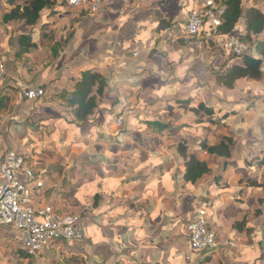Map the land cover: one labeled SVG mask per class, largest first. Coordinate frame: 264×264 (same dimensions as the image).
<instances>
[{
  "label": "crops",
  "instance_id": "0c3cea01",
  "mask_svg": "<svg viewBox=\"0 0 264 264\" xmlns=\"http://www.w3.org/2000/svg\"><path fill=\"white\" fill-rule=\"evenodd\" d=\"M3 1L0 0L2 8L7 5ZM103 2V6L110 7L108 15L104 14L105 8L98 15H93L87 8L68 9L59 0L53 8L56 13L45 10L38 25L26 28L38 46L19 59H16V50L20 31L9 33L7 28L11 23L3 24V12H0V62L3 61L9 68L8 74L13 73V78H6L4 82L9 86L18 87V83H26L42 87L49 98L42 106L49 115L57 119L56 115L66 114L69 118L66 113L69 109L53 95L63 89L71 93L82 72L94 68L108 80L105 93L111 94V89L116 87L142 88L148 92L151 98L145 99L143 111L150 120L157 117V111L158 117H161L157 119L162 122L165 134L199 136L205 127L196 125L189 108L182 107L177 100L190 99L191 103L213 105L211 86L224 88L213 82L211 73L207 71L211 54L200 50L196 55L195 48L189 43L187 46L179 43L181 37L188 40L182 24H175V29L161 32L162 40H159V36L145 37L142 29L146 28L138 30L140 25L131 26L132 20L126 21V16H120L113 23L110 0ZM202 2H192L193 9L200 7ZM190 8L187 5L182 8L181 5L173 22H176V16L181 18ZM83 10L87 13L81 15ZM261 10L264 11V8ZM17 25L20 28V23L17 22ZM238 28L244 30V20ZM219 38L225 40L224 36L219 35ZM154 48L158 50L156 59L149 56ZM169 63L173 65L170 70L167 67ZM4 82H0V87H4ZM99 118L102 119L101 116ZM166 118L172 121L174 128L164 127L168 123ZM258 145L260 143L240 145L237 165L231 164V168L222 174L229 173L234 177L244 167L247 154H258ZM132 147L111 145V210L108 211L111 214V260L107 264H179L180 256H183L182 263L189 260V256L193 258L197 251L193 253L188 241L186 243L179 236L186 222L206 201L214 205L212 209L220 231L229 230L230 239L235 242L232 245L236 244V238L241 234L236 233L234 226L237 218L231 214L239 210V206L232 202L235 197H240L237 185L231 182L232 187L227 190L214 192L210 186L215 180L209 175L198 186L185 185L177 176L185 170L184 161L168 144L143 141L138 147ZM199 156L207 162L213 159L206 152H201ZM232 159L228 160L234 161ZM217 161L225 159L217 158ZM210 168L214 170L212 165ZM249 196L250 191L244 197L247 199ZM89 227L91 225L88 226L90 230ZM14 231L18 240L19 232ZM84 243L81 240V243L75 244V249L70 250H82L84 248L79 246Z\"/></svg>",
  "mask_w": 264,
  "mask_h": 264
},
{
  "label": "rangeland",
  "instance_id": "374dc122",
  "mask_svg": "<svg viewBox=\"0 0 264 264\" xmlns=\"http://www.w3.org/2000/svg\"><path fill=\"white\" fill-rule=\"evenodd\" d=\"M194 1H179V8L181 5L182 8L185 5L191 8L185 14L186 16L181 15V18L176 16L174 25L185 24L186 26ZM101 2L99 11L91 12L93 15H98L102 8L106 9L104 14H109L110 7L103 6V0ZM66 3L67 0L63 5ZM167 3H169L167 0L164 2L162 0H110L111 20L114 23L120 16H126L129 18V20L126 18V21L132 20L131 26L140 25L138 30L146 28L142 29L145 37L159 36V40H162L160 35L162 33L154 29L158 20L163 16H169L168 14L172 16L176 14L175 6L167 5ZM250 6L263 9L264 0H248L244 3L245 10ZM167 8L169 11L166 10ZM154 10L162 11L164 15L154 14ZM75 13L76 11L72 14ZM85 13H87L85 10L80 12L81 15ZM167 18L169 20V17ZM136 19L138 22H135ZM7 30L15 34L20 29L17 22H11ZM70 32L71 29L68 33ZM186 36L188 37L187 33ZM171 37L166 39L173 41ZM218 37H216L215 46L204 39L199 41L196 38L188 40L185 37L181 38L188 41L191 47L198 46L200 50L211 54L213 72L223 67V65H214L217 64L218 59L223 62L232 58L231 53L220 50V46L225 47V40L217 39ZM152 50L149 56L156 59L158 50L156 48ZM0 63L4 65L6 72L5 63L3 61ZM167 67L170 70L173 67L172 63H169ZM4 81V77H0V82ZM115 89H111V94L105 93L98 99L99 107L95 110V117L86 124L89 128L82 130L81 123H73L74 118L70 111H66L69 118L66 114H61L56 115L57 119H53L36 99L24 98L19 83L18 87L9 86L7 90L0 87V92L5 90L3 97H0V162L8 150L16 149L25 153L33 169L47 178L46 191L38 203L45 202L59 212L80 215L89 226L91 225L85 239L82 240L85 243L79 246L86 250L77 252L70 250L81 241L59 242L54 246L55 250L49 249L41 256H29L20 247L15 229L11 226H0V264H107L111 260V214L108 213L111 210V145L120 144L125 148L128 145L138 147L143 144V141L168 144L165 139L167 133H164L161 127L162 122L157 119H161L157 111H155L157 117L153 120H150L143 111L146 107L145 99L151 98L149 93L142 88L116 87ZM211 91L218 123L202 128L200 136L207 138L210 144H214L221 137L232 135L238 147L244 143L254 146L264 141V77L261 80L244 79L238 82L233 90L220 89L213 84ZM217 102L223 103L216 105ZM168 120L169 118L165 120L170 127L167 129L174 128L172 121ZM257 153L258 158L264 156L260 151ZM239 155L240 152L233 155L234 161L231 164L239 160ZM250 155L247 154L249 159L245 158L247 162L253 159V155ZM212 158L208 163H211L214 170L209 176L215 180L217 174L220 175L223 172L224 161H217L215 156ZM252 163L253 168H258L256 161ZM261 172V182L264 186V167L261 168ZM260 190L259 196L264 197V187ZM97 195H100V199L95 205ZM257 196L254 194L255 198ZM255 208L261 209L262 215L254 214L255 218L248 225H253L254 228H244L243 233L236 238V244L232 245L235 242L231 241L229 230H223V232L219 229V234L222 236V238L219 236L220 249L213 252L211 259L206 260L208 253H199L191 249L193 253L195 252L194 257L189 256L190 259L182 263L183 256H180L179 264H264V202L258 200ZM185 228L179 237L187 243L188 236ZM52 250H54L53 253H51Z\"/></svg>",
  "mask_w": 264,
  "mask_h": 264
},
{
  "label": "trees",
  "instance_id": "16d2710c",
  "mask_svg": "<svg viewBox=\"0 0 264 264\" xmlns=\"http://www.w3.org/2000/svg\"><path fill=\"white\" fill-rule=\"evenodd\" d=\"M59 0H4L11 8L0 6V12H3L2 21L4 24H9L11 22L20 23V35L17 37L18 50H16V59L25 56L31 51V49L36 48L37 43L33 42L30 34L27 33V27H35L38 25L43 17L45 10H52L50 13H56L53 8L58 4ZM163 2L165 0H162ZM169 3L175 6V11L179 9L180 0H167ZM216 5L220 8H224L222 14H219L220 23L218 25L214 24L209 19H206L203 27L196 35H188V39L206 40L211 45L215 46L216 37L224 36H237L242 40L249 42L251 44V50L243 55H236L235 53L226 49L223 45L220 46L222 52L231 53V57L226 61L221 59L217 60L215 66L223 65L221 70L213 71L211 64L207 71L211 73V77L215 80L216 84L227 89L233 90L239 80L250 79V80H261L264 77V11L255 6H250L248 9H244V3L248 0H214ZM66 0H60L63 5ZM169 11V9H166ZM194 10V9H192ZM154 14H163L162 11L155 12ZM171 16L168 20L167 16L161 17L155 28L158 33L175 29L173 19ZM244 20V30H235L239 27L241 21ZM184 27L185 24H184ZM203 40V41H204ZM188 41H184L183 38L179 39L181 45L187 46ZM197 43V42H196ZM202 43V42H201ZM197 45V44H195ZM194 47V46H193ZM196 55L200 51V47L195 46ZM28 59V56H26ZM6 72L4 74V79L8 78L11 80L13 78V73H9V68L5 65ZM8 83L5 84L4 89L7 90ZM108 86L107 78L94 68H88L84 70L81 77L76 80L74 84L73 91L68 93L63 89L60 93L53 95L61 99V105L72 113L74 118V124L81 123V129L86 130L89 125L86 124L91 120V116L94 115L95 110L99 107L98 99L104 96L105 89ZM6 87V88H5ZM12 88L14 85L11 86ZM5 90H1L0 97H3ZM37 103H45L49 101L46 93L41 98L36 99ZM177 102L181 103L183 106L189 108L192 114L194 123L198 126L207 127L211 124H217L218 120L216 117V109L213 105H207L205 103H191L190 99H179ZM189 106V107H188ZM169 108H172L169 106ZM165 124V123H164ZM169 124H165V128H169ZM151 139V137H150ZM165 139L168 141V145L174 153L179 155L184 163L185 170L183 173H177L179 181L183 182L188 186H198L204 179L212 172L209 163L206 160H202L199 156L201 152H206L211 156L217 158H224L223 172L229 170V165H231L230 160L233 155L238 152V145L236 144V139L232 135H226L221 137V139L214 144H210L209 140L202 136H185L182 134H166ZM170 141V142H169ZM166 143V142H165ZM167 144V143H166ZM258 151L264 154V141L257 146ZM28 159V157H27ZM29 160V159H28ZM245 159L243 163L245 164L234 177L229 173L217 174L215 183L210 186L214 189V192H223L228 188L232 187L231 182L237 185L239 189L237 193L240 197H235L233 203L239 206L237 213L231 214L235 216V230L236 233L242 234L244 228L253 229L254 226H248L252 223L256 214L262 215L261 209H256L257 201L264 202V197L260 195V189L263 186L261 182L262 172L261 168L264 167V156L259 157L255 154L250 162ZM252 161H256L258 168H253ZM237 165V162L235 163ZM230 180V181H229ZM253 193V197H244L247 192ZM254 194L258 196L255 198ZM100 199V195L95 196V205H97ZM258 199V200H255ZM256 213V214H255ZM255 214V216H254ZM195 215V214H194ZM194 215L191 217L193 218ZM190 218V219H191ZM189 219V220H190ZM188 220V221H189ZM187 221V222H188ZM86 228V233L88 232L87 222L83 220ZM186 222V224H187ZM187 232V231H186ZM188 236V233H187ZM55 250V248H54ZM27 252V251H26ZM205 253V252H204ZM29 256L32 254L28 253ZM213 253H208L206 260L211 259ZM41 256V255H40Z\"/></svg>",
  "mask_w": 264,
  "mask_h": 264
},
{
  "label": "built area",
  "instance_id": "2783aa9c",
  "mask_svg": "<svg viewBox=\"0 0 264 264\" xmlns=\"http://www.w3.org/2000/svg\"><path fill=\"white\" fill-rule=\"evenodd\" d=\"M101 3V0H67L66 7L97 12ZM223 11L214 0H204L189 13L186 33L191 36L199 33L206 19L218 25ZM224 45L238 56L251 50L249 42L233 35L226 37ZM4 74V65L0 63V77ZM19 87L27 99H38L46 93L42 87L26 83H19ZM46 181L47 178L33 169L26 154L16 149L8 150L0 162V226L16 229L21 247L38 256L54 249L59 242L81 241L86 237L80 215L59 212L50 204L38 203L46 191ZM213 206L210 201L203 202L186 224L189 246L194 251L213 253L220 247L219 224Z\"/></svg>",
  "mask_w": 264,
  "mask_h": 264
}]
</instances>
